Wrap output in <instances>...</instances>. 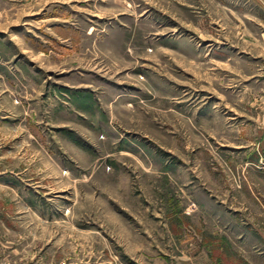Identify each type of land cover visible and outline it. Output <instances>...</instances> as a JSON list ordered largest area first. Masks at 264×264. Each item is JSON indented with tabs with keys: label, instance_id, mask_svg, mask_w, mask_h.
<instances>
[{
	"label": "rangeland",
	"instance_id": "obj_1",
	"mask_svg": "<svg viewBox=\"0 0 264 264\" xmlns=\"http://www.w3.org/2000/svg\"><path fill=\"white\" fill-rule=\"evenodd\" d=\"M233 1L0 0L31 117L5 147L0 264H200L219 239L264 263V161L230 147L263 119L264 64Z\"/></svg>",
	"mask_w": 264,
	"mask_h": 264
},
{
	"label": "crops",
	"instance_id": "obj_2",
	"mask_svg": "<svg viewBox=\"0 0 264 264\" xmlns=\"http://www.w3.org/2000/svg\"><path fill=\"white\" fill-rule=\"evenodd\" d=\"M242 1L243 6L241 7V22L244 29L242 32V39L243 41H248V43L254 46V48L251 49L248 47L247 51L244 52L255 58L263 59L262 62L264 64V0ZM214 4L216 7L225 8L227 11H229V16L231 17L235 13L234 10L239 8L234 5L233 0H224L219 2L218 0H214ZM235 18H237V16ZM247 33L249 37H251L249 40H246L245 38ZM14 69L19 68H0V168L2 169L0 171V175H5L6 168H8L10 165L8 158L5 156V147L10 144L11 140L10 131H12L14 134L21 131L20 127L16 124H11V121L25 122L31 119V117L28 118L25 116L24 106L17 105L15 102V100L18 98V95H21L23 91L10 81V78H16L15 74L20 72L19 70L17 71ZM17 78L19 77L17 76ZM17 82L19 83L21 81L18 80ZM255 122L256 123H254L253 127L251 128L240 127L232 130L234 138L231 141L230 147L235 152H241L239 156L233 155L232 158L234 159V157H241L247 161L246 165L262 164L264 161V121L262 117L258 115ZM11 125L13 126L11 127ZM14 137L16 136L14 135ZM0 177L4 178V176ZM13 182L18 181L13 180ZM203 189L206 190L208 188L203 187ZM188 190L190 194H194L197 188L193 185V188H189ZM208 194L209 193H206V196L211 198L212 194ZM259 195L261 196L262 200L261 205H259L261 209L260 211L262 213L261 215H264V190L263 193H259ZM195 200H197L196 197ZM195 206H197L196 210H198L200 207L203 209L200 217L207 216L211 218V216H213L208 211H205V208H203L201 205L195 203ZM220 214V216H222L223 213L220 212ZM187 215L190 216L191 214L188 213ZM218 228L219 226H217V229ZM255 231L257 232L258 236L257 248L260 252L259 258L264 261V223L263 228L258 225ZM207 243L208 248H210V252H207L209 257H199L200 264L207 262H209V264H231V257L233 253L231 243L228 240L219 239L217 241H211ZM213 248L217 249L216 256H214L213 251H211ZM229 258L230 260L228 261Z\"/></svg>",
	"mask_w": 264,
	"mask_h": 264
},
{
	"label": "built area",
	"instance_id": "obj_3",
	"mask_svg": "<svg viewBox=\"0 0 264 264\" xmlns=\"http://www.w3.org/2000/svg\"><path fill=\"white\" fill-rule=\"evenodd\" d=\"M261 110H262V116H263V121H264V102L262 104Z\"/></svg>",
	"mask_w": 264,
	"mask_h": 264
}]
</instances>
